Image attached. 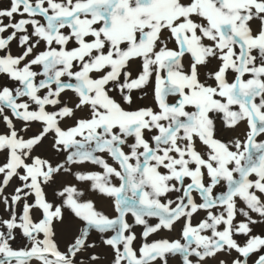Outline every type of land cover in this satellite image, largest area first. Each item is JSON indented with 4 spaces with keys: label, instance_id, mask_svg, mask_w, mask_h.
Masks as SVG:
<instances>
[{
    "label": "snow or ice",
    "instance_id": "obj_1",
    "mask_svg": "<svg viewBox=\"0 0 264 264\" xmlns=\"http://www.w3.org/2000/svg\"><path fill=\"white\" fill-rule=\"evenodd\" d=\"M0 264H264V0H0Z\"/></svg>",
    "mask_w": 264,
    "mask_h": 264
}]
</instances>
